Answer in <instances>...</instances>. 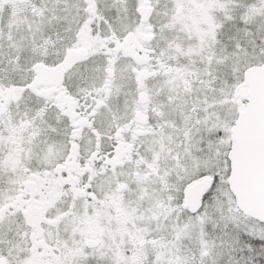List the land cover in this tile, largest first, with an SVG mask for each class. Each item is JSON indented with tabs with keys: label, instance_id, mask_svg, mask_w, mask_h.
I'll return each instance as SVG.
<instances>
[{
	"label": "snow or ice",
	"instance_id": "6c2138e0",
	"mask_svg": "<svg viewBox=\"0 0 264 264\" xmlns=\"http://www.w3.org/2000/svg\"><path fill=\"white\" fill-rule=\"evenodd\" d=\"M0 264H264V0H0Z\"/></svg>",
	"mask_w": 264,
	"mask_h": 264
}]
</instances>
